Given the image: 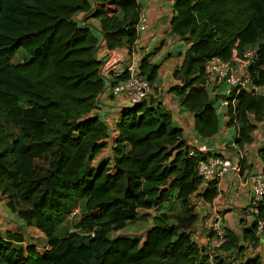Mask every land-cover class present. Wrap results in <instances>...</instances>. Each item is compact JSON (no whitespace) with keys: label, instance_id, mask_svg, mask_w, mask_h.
I'll return each mask as SVG.
<instances>
[{"label":"trees","instance_id":"obj_1","mask_svg":"<svg viewBox=\"0 0 264 264\" xmlns=\"http://www.w3.org/2000/svg\"><path fill=\"white\" fill-rule=\"evenodd\" d=\"M8 2L0 0V196L8 199L12 213L31 215L47 244L30 245L20 232H8L0 238V264H207L205 248L181 219L178 224L154 218L144 240L111 237L147 222L150 216L141 212L171 203L185 184L188 192L196 191L202 183L198 164L210 156L189 155L188 138L174 114L156 100L122 108L112 126L95 113L99 99L110 92L98 51L101 46L132 51L140 38L142 4L22 0L18 13ZM80 14L81 21L76 19ZM88 20L98 23L102 42ZM170 28L187 49L174 74L179 84L169 93L190 113L192 135L214 138L227 124L236 131L231 144L238 150L251 145L257 129L252 117L264 119V95L234 92L229 99L236 103L223 116L218 104L224 95L211 96L206 66L216 57L235 63L257 49L249 72L253 84L264 88V0H175ZM20 49L29 60L13 64ZM140 70L152 86L157 83L159 66L149 57L142 58ZM224 87H218L220 92ZM111 130L116 132L111 154L92 168L108 147ZM257 152L264 163V144ZM41 160L48 165L45 172L37 165ZM241 164L243 169V159ZM257 173L264 175V167ZM199 194L212 203L219 182H209ZM77 199L85 203L76 231L61 237L57 228ZM257 209L243 239L226 229L215 264H262L255 249L264 198Z\"/></svg>","mask_w":264,"mask_h":264},{"label":"crops","instance_id":"obj_2","mask_svg":"<svg viewBox=\"0 0 264 264\" xmlns=\"http://www.w3.org/2000/svg\"><path fill=\"white\" fill-rule=\"evenodd\" d=\"M174 3L175 0H141L143 10L148 15L150 26L142 33L132 51L140 52L143 58L149 57L151 63L159 66L158 80L153 85L149 100L161 102L172 111L176 125L183 130L184 137L188 138V145L195 139L198 142L199 151L205 156L219 152L235 161L243 159V171L241 174H230L219 183V194L212 203H206L200 196L199 193L205 188L202 183L192 193L188 192L189 187L187 186L189 185L185 184L182 194L179 197L176 196L177 198L171 203L141 212V214L150 216L147 222L130 226L140 225L139 227L142 226L143 228L147 225L149 229L154 226V218H162L166 223L176 221L178 224H180L179 219H181L183 223L191 224H187L189 231L195 234L198 244L205 247L209 236L208 228L213 221L216 210L224 217L225 229L237 234L242 239L244 233L250 230L253 225L255 220L252 211L254 192L250 179L255 173L262 172L264 167V163L257 152V149L264 144V119L261 122H256L252 117L254 124L257 125L254 132V142L243 150H238L235 145L231 144L236 137V131L235 127H229L227 124L214 138L202 139L192 135L193 121L190 113L182 108L175 95L169 93L172 86L179 84L174 74L183 65L185 50L187 49L184 38L171 34L170 25L174 17ZM78 17L83 19L84 15L80 14ZM87 23L95 27V34L102 42L98 23L94 20H88ZM132 51L126 47L109 51L101 46L97 57L99 60H104L107 55H110L111 63L115 61L124 62L129 58ZM99 106L100 109L96 110L95 113L99 114L110 125V123L115 124L117 122L116 118H118L121 109L130 105L126 97L115 98L109 92L108 95L99 99ZM110 154L111 142L108 140V147L92 161V168H96L101 160ZM7 203L8 199H3L0 196V238H6L8 232H20L28 243L26 235L30 234V230H35L34 232L40 238L45 239L47 244L46 237L30 222L31 215L29 213H12L8 209ZM245 245L250 247L249 242H246ZM255 252L264 264V235L259 237Z\"/></svg>","mask_w":264,"mask_h":264},{"label":"built area","instance_id":"obj_3","mask_svg":"<svg viewBox=\"0 0 264 264\" xmlns=\"http://www.w3.org/2000/svg\"><path fill=\"white\" fill-rule=\"evenodd\" d=\"M141 3V0H137ZM81 21L79 17L76 18ZM150 26L148 15L145 10H141L138 32L141 36ZM257 49L250 50L242 55L238 62H226L220 58H213L208 61L206 71L208 75L207 88L211 91V96L215 98L217 94L224 95L219 101V113L225 116L226 109L230 103L235 105V100H230L233 93L237 96L240 92L246 91L264 95V88L256 87L253 84L249 68L257 59ZM142 56L138 51H132L129 58L122 61L111 63L110 55L103 60L102 74L107 78V87L113 97H126L130 106L148 102L153 91L152 84L141 74L140 65ZM225 85L224 90L218 89ZM112 123H110L111 125ZM115 125V124H113ZM112 126V125H111ZM115 131L111 130L109 141L112 142ZM190 156L193 157L200 150L197 140L191 141ZM200 152V151H199ZM198 175L201 177L202 185L206 187L211 181L219 183L230 174H241L242 164L240 160H232L225 155H210L198 164ZM254 198L252 201L253 213L257 214V206L264 198V175L255 173L250 179ZM71 232L76 229L70 230ZM209 236L205 248V254L209 255L207 264H215V251L220 249L226 243V229L224 227V217L218 210L215 211L213 221L208 228ZM264 235V221L258 223L257 236ZM94 236V235H93Z\"/></svg>","mask_w":264,"mask_h":264},{"label":"rangeland","instance_id":"obj_4","mask_svg":"<svg viewBox=\"0 0 264 264\" xmlns=\"http://www.w3.org/2000/svg\"><path fill=\"white\" fill-rule=\"evenodd\" d=\"M8 1H9L8 6L10 8L14 9L18 13L22 12V3H23L22 0H8ZM28 60H29V56L27 55V53L23 49H20V51L16 53V55L13 57L12 63L13 64L25 63ZM21 104L24 107L27 106L24 101H22ZM37 165L39 168L41 167V169L39 170L42 172H45L48 169V165L42 162V160L38 161ZM43 165L44 168H42ZM84 203H85L84 199H77L70 204V208L68 205L67 208H69V211L66 214V216L63 217L61 224L57 228L59 236L64 237L66 234L70 232V230L75 228V225L77 224L80 215L84 211ZM139 226L140 225L129 226L127 227V229H125L122 232L111 234V237L115 238L116 236H129V237H140L144 240L147 235L148 226L146 225L143 228L142 226L141 227ZM34 231L35 230H30V234H27L28 232H25L27 234L26 235L27 242L29 244H37L40 248L45 247L46 240L40 238L38 234Z\"/></svg>","mask_w":264,"mask_h":264}]
</instances>
